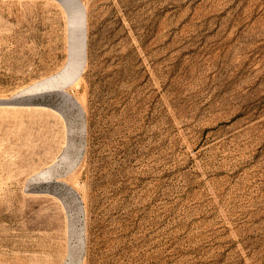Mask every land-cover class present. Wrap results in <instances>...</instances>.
Returning <instances> with one entry per match:
<instances>
[{
	"label": "rangeland",
	"instance_id": "374dc122",
	"mask_svg": "<svg viewBox=\"0 0 264 264\" xmlns=\"http://www.w3.org/2000/svg\"><path fill=\"white\" fill-rule=\"evenodd\" d=\"M82 1L46 86L67 11L0 0V264H262L264 0Z\"/></svg>",
	"mask_w": 264,
	"mask_h": 264
},
{
	"label": "bare ground",
	"instance_id": "6f19581e",
	"mask_svg": "<svg viewBox=\"0 0 264 264\" xmlns=\"http://www.w3.org/2000/svg\"><path fill=\"white\" fill-rule=\"evenodd\" d=\"M64 2H65V5L67 6V14H68L67 23L69 26V28H68V36H69L68 57H67L64 65L68 62L70 66L68 67V69L66 71H63L58 77H53V75H52V77L54 79H49L50 81L46 80L47 81L46 86H47V83H54V82H55L54 84L57 83V85H59L61 83H69V84L73 83V84L78 85V83L80 82L81 75L85 69V64H86L85 54H86V41H87L86 6L82 0H64ZM64 65L62 66V68L64 67ZM50 77L51 76H49L48 78H50ZM42 79L44 80L45 78H42ZM40 81L42 82V80H40ZM41 85L43 86L44 84H41ZM46 86H44V88ZM51 86H54V85L52 84ZM32 88L33 87H31V89ZM40 89L41 88H39V90ZM35 91H36V87H35Z\"/></svg>",
	"mask_w": 264,
	"mask_h": 264
},
{
	"label": "water",
	"instance_id": "95a60500",
	"mask_svg": "<svg viewBox=\"0 0 264 264\" xmlns=\"http://www.w3.org/2000/svg\"><path fill=\"white\" fill-rule=\"evenodd\" d=\"M60 2L62 3V5L64 6L65 10L67 11V6L65 5L64 0H60ZM68 37H69V36H68ZM68 42H69V40H68ZM69 66H70L69 63L67 62L66 65H65V67H64V69H63V71H66V70L68 69ZM63 71H62V72H63ZM49 81H50V80H49Z\"/></svg>",
	"mask_w": 264,
	"mask_h": 264
},
{
	"label": "built area",
	"instance_id": "2783aa9c",
	"mask_svg": "<svg viewBox=\"0 0 264 264\" xmlns=\"http://www.w3.org/2000/svg\"><path fill=\"white\" fill-rule=\"evenodd\" d=\"M262 264H264V260H263V263Z\"/></svg>",
	"mask_w": 264,
	"mask_h": 264
}]
</instances>
